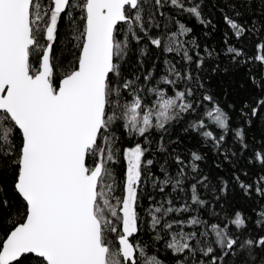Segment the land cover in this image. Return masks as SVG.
<instances>
[{
  "label": "snow or ice",
  "instance_id": "1",
  "mask_svg": "<svg viewBox=\"0 0 264 264\" xmlns=\"http://www.w3.org/2000/svg\"><path fill=\"white\" fill-rule=\"evenodd\" d=\"M0 264H264V0H0Z\"/></svg>",
  "mask_w": 264,
  "mask_h": 264
}]
</instances>
